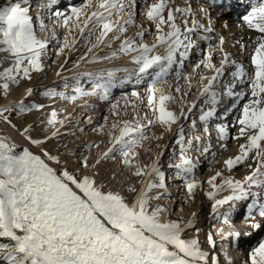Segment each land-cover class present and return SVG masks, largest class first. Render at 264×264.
Returning a JSON list of instances; mask_svg holds the SVG:
<instances>
[{
    "label": "snow or ice",
    "instance_id": "6c2138e0",
    "mask_svg": "<svg viewBox=\"0 0 264 264\" xmlns=\"http://www.w3.org/2000/svg\"><path fill=\"white\" fill-rule=\"evenodd\" d=\"M248 3L237 27L254 35L247 43L243 37L236 41L234 55L225 49L223 36L212 35V20L204 8L199 11L207 26L190 0H142L140 5L137 0H84L70 15L53 13L69 34L77 30L86 45L95 36L72 69H65L67 58L59 65L55 75L65 90L27 86L13 96L22 82L30 83L34 74L45 72L50 39L37 34L29 0L0 2V125L15 133L0 131V264H219L213 231L206 235L208 248L202 246L197 213L173 218V208L162 203L170 196L163 164L166 150L167 168L183 181V203L193 201L199 187L211 202L210 219L232 228L237 202L250 201L244 220L254 230L264 226V0ZM137 16L142 17L139 23ZM39 27L46 26L40 21ZM131 28L135 31L129 36ZM193 37L203 40L206 48L199 49ZM51 39H56L55 33ZM76 42L67 36L62 43L57 40L54 55L75 51ZM101 45L108 54L93 51ZM193 50L199 59L188 73L185 62ZM120 57H127L133 67L76 71L82 64ZM61 70L73 75L62 76ZM82 78L91 85L89 90L82 87ZM69 79L76 81L71 95L66 91ZM129 83L130 94L111 99L113 88ZM141 84L143 93L136 90ZM37 91L53 102L83 100L81 106L88 107L85 98L93 97L109 105L104 123L92 128L101 139L81 145L88 154L62 153L58 146H49L67 134L61 129L71 114L61 117L56 108L33 99ZM192 94L195 99L189 101ZM140 108L146 109L143 115ZM37 113L36 120L25 121ZM197 119L207 143L201 135H192ZM211 121H216L219 149L227 151V144L220 142L230 139L237 142L236 152L212 175L198 180L197 163L188 153L195 144L197 152L211 154L210 163L215 161ZM87 123L92 124L91 117ZM155 127L160 134L148 135ZM166 134H171L170 143L150 146ZM104 161L115 162L120 175L127 173L119 188L97 180V168ZM238 166L248 170L242 179L231 175ZM116 176L112 172L110 178ZM213 230L224 241L235 242L241 236L239 231ZM222 255L232 264L226 252ZM243 264H264V239L250 248Z\"/></svg>",
    "mask_w": 264,
    "mask_h": 264
},
{
    "label": "bare ground",
    "instance_id": "6f19581e",
    "mask_svg": "<svg viewBox=\"0 0 264 264\" xmlns=\"http://www.w3.org/2000/svg\"><path fill=\"white\" fill-rule=\"evenodd\" d=\"M191 1H194L191 3V6H192V9L195 12L197 18L200 19L202 14L200 13L199 9L204 8L205 13H207V7H208V5H210L209 3L211 1H209V0H202L201 2H198L199 0H191ZM177 2L179 3L180 0H177ZM38 3H39V5L37 4V6H39V7H41L40 3L43 4L42 5L43 6V13L40 14V17L42 19L45 18L44 25L46 26L44 30H41L39 27V22L41 21V19L39 18L37 20L38 21L37 22V34L39 36H48L49 39L51 40L50 45H51V43L56 44L57 40H59V38H61V43H62L65 39V36H67L68 39H70V40L73 37H75V34L73 35V33L76 30H73L71 32V34H69L68 29L63 27L62 21L60 19H58L55 15H53V13H55L57 11L64 13L65 15H68L69 11L73 7V4H74L73 0H43V1L41 0V1H38ZM137 3H139V2H137ZM214 3H216V2H214ZM216 4L220 5L219 9L216 10V14H215V16L218 19L215 20L216 24L212 23V27L217 28V31H215L216 34L220 33L219 35L223 36L225 38V41H226L225 49L227 51H231L235 55L237 53L239 46L237 44L236 47H232V45L236 41L241 40V37H243L242 42L247 43L249 36L254 35V33L249 32L246 28L241 29V28L237 27L238 23H242L239 20V16L244 14L246 12V10L249 8L248 0H243V2H241V0H219ZM181 6H183V5H181ZM212 6H214V5H212ZM47 13H49V14H47ZM37 14H39V13H37ZM138 17L140 19L138 20L137 23H139L142 20V17H140V16H138ZM211 20H212V18H211ZM202 23H204L205 26H207L208 21L207 20L202 21ZM225 23H227V28L224 27ZM69 24H71V21L69 22ZM220 29L222 32L220 31ZM134 31H135V29L131 28L128 33L133 34ZM76 32L78 33V31H76ZM53 33H55L56 39H51ZM91 38H92L91 39L92 40L91 43H92L95 41V36H93ZM151 39L152 38H149L148 40L150 41ZM193 39L196 40L197 44L199 41H202L196 37H193ZM118 44H119L118 41L113 42L112 48L113 49L118 48ZM75 45H78V44L76 43ZM198 47H201V48L205 47L206 48V44L204 42H202V44H200V45L198 44ZM76 49L77 48L75 47V51H72V52L77 51L76 55L84 54L87 51V48H85L83 51H79ZM93 51L96 54L103 56V55L108 54V52L110 50L107 47H105L104 45H101L99 48L93 49ZM112 67H129V68H131V67H133V65L129 63L127 57H120L118 59H114L111 61H103V62L94 63V64H82L79 69H76V71H78V72L96 71V70L101 69V68H112ZM65 69H70V68L66 67ZM61 72H62L63 76H65L66 74L68 76H71V74L73 75L72 71L65 70V71H61ZM123 75H124V73H117L118 77H123ZM56 77L57 76H55V78ZM58 82H60V81H58ZM143 88H144V85L143 86H140V85L136 86V90L140 91L141 93H143ZM132 90H133V84H131V83L126 84L123 87L113 88L112 92H111V99L115 100V99L119 98L123 93H129L130 94ZM193 98H195V94H194V96H192L190 101L193 100ZM85 99L88 101L89 106L88 107H82L81 105L84 103V101H82V104H80L78 106V109H80V112H82V111L86 112L87 115H89V114H91V116L93 115L94 118H96L98 116V114L100 115V111H102V110L104 111V110L109 109V105L106 102L99 101L98 99L93 98V97H88ZM173 107H178V106H173ZM94 111H96V113ZM129 111H131V109H129ZM103 123H104V121H103ZM215 138H216V134H215ZM16 139L19 141L18 137H16ZM167 140L169 141L168 143H170L171 134H166L164 140L160 143L164 144L167 142ZM204 142L207 143L208 141L204 140ZM169 154H170V151H169ZM192 155H193L192 159H194L193 162L197 163V167L200 168L204 164V162L206 161V159L204 158L205 156L199 152L196 154L193 153ZM208 156L211 157V154H208ZM168 161H169V159H168ZM168 161H165L164 157H163V164L164 165H167L169 163ZM168 170H170L171 172L169 171V176H168L169 180H168V182H166V184H167V192L170 194V196L165 197L164 201L167 202V204L169 206H171V207L173 206L174 208L177 209L173 218H175V216H181V215L188 217L191 215L192 212L197 213L196 227L201 229L200 239L202 242V246L207 249L208 245L206 243V236L204 235V232H203V227H205L206 222L203 221V219H202L204 217V214L202 212L204 210H206L207 211L206 216L207 217L210 216L211 202L207 200V197H206V199H204L203 197H201L199 195V193H198L199 187H198L195 190V199L193 201L188 202V203H183V201L186 199V195H185V190H183V188H182V185H183L181 183L182 180L175 178V170H173V169H168ZM247 171L248 170L245 167V173L243 174V176L245 174H247ZM126 175H127V173L125 172L123 176H126ZM196 175H198V173L195 171V176ZM238 176H239V173L233 174V177L236 179L240 178V177L238 178ZM243 176L241 177V179L243 178ZM178 181H180V182H178ZM170 191H173V192H170ZM227 194L228 193L225 192L222 195H227ZM247 202H250V201H247ZM238 204L239 203H237L236 205H238ZM226 207L227 206H225V208ZM174 208H173V210H174ZM181 208L183 209L182 212L179 211V209H181ZM223 210L224 209L222 208L221 211H223ZM246 213H247V206L242 208L241 211L239 210V212L232 213L233 227L227 231V230H225L227 227L223 225L224 226L223 231L224 232H229V231L241 232L243 230V228L249 227L247 222L244 220V216L246 215ZM206 219H208V218H206ZM210 221L212 224H214L216 222L213 219H210ZM215 228H216V226H215ZM249 230L252 231V234H251L252 237H250L251 240L248 241L246 244H244L242 242L243 240L240 243H237L238 246H240V248L238 249V254L235 253L236 252V246H234V245H236L237 241L234 242L231 238H229L227 241H224L221 239V236L220 237L214 236V234H213V238H214V240L217 241L216 245L219 248L226 247L225 252L231 258V260L235 259L236 257L238 258V255H239V258H238L239 263L238 264H243V262L247 258V254L250 251V248L252 246H254L260 239H264V226H262L261 229H256V230L251 229L249 227ZM206 231L208 233L209 231H211V229L209 228ZM231 243H232V245H231L232 249L230 246ZM225 261L226 260L224 259V262Z\"/></svg>",
    "mask_w": 264,
    "mask_h": 264
},
{
    "label": "rangeland",
    "instance_id": "374dc122",
    "mask_svg": "<svg viewBox=\"0 0 264 264\" xmlns=\"http://www.w3.org/2000/svg\"><path fill=\"white\" fill-rule=\"evenodd\" d=\"M38 1H41V0H29L30 15L33 17L34 23L36 25H37V22H38L37 18L38 19L40 18L41 21L43 22V24L45 23V21H44L45 18L42 19L40 17V14L43 13V6H42L43 4L40 3L41 7L37 6V4L39 5ZM73 1H74V4H73L72 8L81 7V5L84 2V0H73ZM141 1L142 0H137V2H139L137 4L138 5L142 4ZM201 1L202 0H199L198 2H201ZM209 1H211V2L209 3L210 5H208V7H207V15L212 18V23L216 24L215 20H217L218 18L215 16V14H216V10L219 9L220 5L214 3L215 0L214 1L213 0H209ZM0 2H2V0H0ZM192 2H194V1L190 0V3H192ZM212 5H214V6H212ZM139 10L140 9L138 7L137 11L139 12ZM37 13H39V14H37ZM47 14H49V13H47ZM70 14H71V10L69 11L68 15H70ZM139 19L140 18L137 16V22H138ZM202 21H206V19L200 18V22L201 23H202ZM213 29H214V31H213L212 34H213L214 37L216 35L220 34V33L219 34L215 33V31H217V28L214 27ZM76 31L73 33V35L75 34V38L76 39L79 37L76 40L77 41L76 43L78 44V45H75V47L77 48L76 50L83 51L91 43V41H92L91 39L92 38H90L88 40V44L86 45L84 39L80 36V33L79 32L77 33ZM220 31H221V29H220ZM128 35L131 36L132 34L128 33ZM85 36H87V33H85ZM149 38H151V37L150 36L146 37L147 40ZM59 41L61 42V38H59ZM50 42H51V40H50ZM202 42H204V41L203 40L199 41L198 44L200 45V44H202ZM53 45H56V44L51 43V45L49 46L50 57L46 59L45 72L41 73V74H38V75L34 74L33 78H32V81L30 83L27 82V81L22 82L21 85H20V88L16 92L13 93V96L18 95L19 91H22L27 86H33V87H35L37 89H40V90H43L45 87H56L57 91H64L65 90V89H63L62 81L60 80V78L59 77L55 78V76H56L55 73L58 70L59 65L61 63H64L65 58H67V63L65 64V68L68 67V68L72 69L73 62L78 60L79 57L81 55H83V54L76 55L77 51L76 52H72V51H68L66 49L64 54H62L61 56L57 57V56L54 55L53 47H52ZM198 48L199 49H203L205 47H202V48L198 47ZM196 51L197 50H193V52L190 55L189 61L185 62V68H184L185 72L191 73V66L190 65L192 63H195L199 59V57L196 55ZM53 61H55V63H53ZM61 71H65V70H61ZM65 76L70 78L72 76V74H71V76H68L67 74ZM58 81H60V82H58ZM75 83H76V81H74L72 79L68 80L69 88L66 91L68 92L69 95L72 94V86ZM81 83H82V87H84L85 90H88L91 87L90 84L84 82V78H82ZM140 86H143V84H141ZM192 96H194V94L189 95V97H188L189 101L192 98ZM33 99L39 100L41 102H44L46 105H50V107H52V108H56L61 117H65V116H68L69 114H71V119L66 123L65 127L63 129H61L62 133H67V134L62 135L58 140L53 141L49 145L50 147L58 146L59 150L62 153H67L69 150H71V151H73V152H75L77 154H79L81 151H83L84 154H88L86 149H83V150L81 149V145L85 141H89V142L90 141H99L101 139L100 136H98L95 132L92 131V128L95 125H97V124H102L103 123V121H104L103 117L108 114V110L100 111V115L98 114V116L96 118H94L93 115H92L93 116L92 117L91 114L87 115L86 112H83V111L80 112V109H78V106L80 104H82L83 100H77L75 102H68V101L60 100L59 98H57L53 102L51 100H47L46 98H44L40 94L39 91L36 92V94L33 97ZM194 99L195 98H193V100ZM223 110H224L223 107H221L219 109L220 112H222ZM145 111H146V109L140 108L139 109V114L143 115V113ZM94 112L96 113V111H94ZM218 114H219V112H218ZM37 115H40V113H37L35 115H31L30 114V115L26 116L25 121L26 122H32V121L36 120V116ZM197 116H198V113H197ZM89 117L92 118V124L87 123V120H88ZM230 120H231V116H229V121ZM25 121H19V122L23 123ZM215 123H216V121H211L210 124H209V127H210V131H212V136H211V139H210V142L212 144V150L217 153L216 159H215L214 162L210 163V161H212V158L210 156H208V155L204 157L206 159L204 164L200 168L197 167L195 169V171L198 173V175H196V178L198 180H205L209 175H212L221 166V162L226 157H228L229 155H232V154H234L236 152V144H237V142L232 141L230 139L227 140V141L220 142V143H226L227 144V148H228L227 151H223L222 152L219 149V143L217 142V140L215 138V134L216 133L213 130V127H214ZM80 129H83V131L81 132ZM0 131H7L10 135L15 136V133H13L10 129H7V128H5L2 125H0ZM72 133H75V134L73 135ZM152 133H155L156 135H159L160 134V129L158 127H155L153 129H151V131L149 133H147V134L148 135H152ZM33 134L35 135L36 133H33ZM192 135H193V137H195L196 135H201L202 141H204V137L202 135V126H201L200 121L198 119H197V129H196V131H194L192 133ZM19 140H20V138H19ZM160 142H162V141H151L150 142V146L154 148L155 144L156 143H160ZM168 142L169 141L167 140L166 143H168ZM146 146H149V144L147 142H146ZM101 147H103V145H101ZM193 153L194 154L198 153L195 150V144L193 145V150L191 152H189L188 154L191 157H193V155H192ZM91 155L93 157L96 155V150L95 149L92 150ZM142 159H146V157L142 155ZM168 159H169V150H167L165 152V154H164V160L168 161ZM164 170H165V174H166V182H168V180H169L168 176H169V171L170 170L167 169V165H164ZM97 171L99 172V175L96 177L97 180L98 181H104L105 183H108L111 187L119 188L120 187V183L124 180V176L120 175V170H119V168H118V166H117V164L115 162L104 161L98 166ZM112 172H116L117 173V176H116L115 180H112L110 178ZM238 173H239L238 178L240 177L239 179H241V177L245 173V167L244 166H238V167L234 168L232 173H231V175L238 174ZM178 182H180V181H178ZM181 183L183 184L182 181H181ZM203 187L206 189V188H208V185L204 184ZM198 193H199V195L201 197L206 199V197L200 191V188L198 189ZM162 203L167 204V202H165L164 200L162 201ZM237 203H239V204L236 205L235 209L233 210V213L239 212V210L241 211L242 208L246 207L245 205H247L248 202L240 201V202H237ZM172 208H174V207L172 206ZM176 211H177V209L174 208L173 216L175 215ZM206 212H207L206 210H204L202 212L204 214V217L202 219H203V221L206 222L205 223V227H203L204 235L205 236L207 235V231L206 230H208L210 228L211 231H213L214 236L220 237L219 235L215 234L213 228L215 226H216V228H224V226L222 224L218 223L217 221L214 224H212L211 221H210V218H209L210 216L207 217L206 216L207 215ZM206 218H208L209 220L206 219ZM229 229H231V228L227 227L225 230L228 231ZM245 231L249 232L250 235L249 236H244L243 233ZM241 233L242 234H241V236L238 239L239 242L243 240L242 242L244 244H246L248 241L251 240L250 237H252V235H251L252 231L249 230V227L243 228ZM217 249H218V247H215V252L217 251Z\"/></svg>",
    "mask_w": 264,
    "mask_h": 264
}]
</instances>
